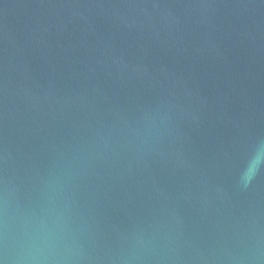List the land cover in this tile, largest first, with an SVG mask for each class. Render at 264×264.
<instances>
[{
  "label": "water",
  "instance_id": "95a60500",
  "mask_svg": "<svg viewBox=\"0 0 264 264\" xmlns=\"http://www.w3.org/2000/svg\"><path fill=\"white\" fill-rule=\"evenodd\" d=\"M33 215L66 264H264V0H0V231Z\"/></svg>",
  "mask_w": 264,
  "mask_h": 264
},
{
  "label": "clouds",
  "instance_id": "9594fccd",
  "mask_svg": "<svg viewBox=\"0 0 264 264\" xmlns=\"http://www.w3.org/2000/svg\"><path fill=\"white\" fill-rule=\"evenodd\" d=\"M26 217L33 223L31 231L27 226L16 231L3 223L0 239L7 255L0 264H66L69 250L63 241L61 218L50 221L46 215Z\"/></svg>",
  "mask_w": 264,
  "mask_h": 264
}]
</instances>
